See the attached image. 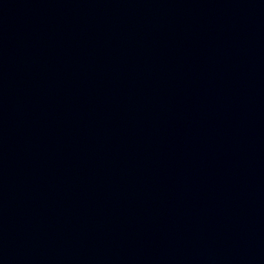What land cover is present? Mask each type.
<instances>
[{
    "label": "water",
    "instance_id": "obj_1",
    "mask_svg": "<svg viewBox=\"0 0 264 264\" xmlns=\"http://www.w3.org/2000/svg\"><path fill=\"white\" fill-rule=\"evenodd\" d=\"M0 264H264V0H0Z\"/></svg>",
    "mask_w": 264,
    "mask_h": 264
}]
</instances>
